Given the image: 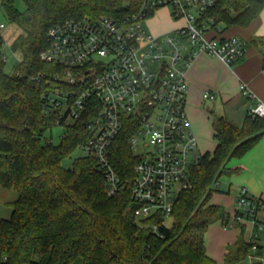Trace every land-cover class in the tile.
I'll list each match as a JSON object with an SVG mask.
<instances>
[{"label":"trees","instance_id":"16d2710c","mask_svg":"<svg viewBox=\"0 0 264 264\" xmlns=\"http://www.w3.org/2000/svg\"><path fill=\"white\" fill-rule=\"evenodd\" d=\"M22 1L24 12L12 0H0L6 21L21 30L10 46L21 59L10 73L4 72L0 58V185L17 192L10 216L0 219V264H215L205 253V231L215 222L224 227H236L238 222L231 223L223 208L207 205L212 185L223 173L237 172L226 169V163L258 142L264 120L248 115L235 126L223 116L213 117L215 148L200 156L192 188L176 198L171 226H160L157 234L144 230L133 217L127 183L107 196L102 171L93 160L77 158L70 168L61 164L89 137L85 124L90 113L68 124L60 121L64 133L59 145L43 140L57 116L47 96L63 73L61 65L39 59L47 30L70 18L119 17L121 1ZM263 7L264 0H215L203 17L221 37L232 26H248ZM2 43L0 39V47ZM249 43L263 48L264 61V37ZM130 123L124 122L112 148L122 180L133 177L135 156L127 142L134 131ZM250 249L251 244L239 237L228 248L224 264H248Z\"/></svg>","mask_w":264,"mask_h":264},{"label":"built area","instance_id":"2783aa9c","mask_svg":"<svg viewBox=\"0 0 264 264\" xmlns=\"http://www.w3.org/2000/svg\"><path fill=\"white\" fill-rule=\"evenodd\" d=\"M120 1L119 17L70 18L49 27L39 59L63 67L47 96L56 110L54 123L68 124L91 114L85 124L89 137L78 146L81 157L93 160L102 171L107 196L115 195L122 184L129 185L135 221L157 234L172 220L178 195L192 188V172L202 155L196 152L186 114V71L199 54L230 66L244 56L246 42L239 36L214 35L211 20L203 16L215 0ZM163 8L181 25L154 34L146 25ZM240 94L250 101L248 115L264 120V103L242 83ZM203 98L211 100L213 95L205 92ZM129 120L134 128L127 141L135 156L133 177L122 180L112 148ZM212 186L218 188L217 183ZM236 203L239 208L231 223L247 220L260 229L261 201L239 188ZM248 242L247 262L253 264L256 234Z\"/></svg>","mask_w":264,"mask_h":264},{"label":"crops","instance_id":"0c3cea01","mask_svg":"<svg viewBox=\"0 0 264 264\" xmlns=\"http://www.w3.org/2000/svg\"><path fill=\"white\" fill-rule=\"evenodd\" d=\"M237 27L235 35L224 36L228 38L231 36H239L246 42L244 56L234 62L226 65L218 58L211 57L206 54H199L195 57L192 64L186 71V81L188 87L186 114L190 122L191 128L198 140L201 142L202 138L209 136L213 139L212 119L213 117L223 116L226 120L235 126H241L248 116L250 101L245 99L240 94V84H245L257 98L264 103V61L263 48L250 45L249 41L254 37H264V7L255 18L246 27ZM215 35V34H214ZM209 92L213 95V99L203 98V94ZM204 101L209 103L210 109L203 108ZM218 114V115H217ZM208 153V152H205ZM212 153V152H211ZM252 164L251 167L246 165L244 160ZM229 163L225 165L226 169L237 170V172L226 175L223 180L221 193L223 197L227 194H233L231 199L236 202L238 197V189L245 188L248 195L259 198L263 204L264 210V132L258 142L248 150L242 157L237 158L234 164L228 167ZM225 195V196H224ZM212 199V196H211ZM209 201V204L219 206L218 203ZM234 199V200H233ZM220 207V206H219ZM225 211V210H224ZM229 216V211H225ZM260 213L258 219L261 221ZM250 235L248 239H242L248 242L251 238V233L254 227L247 220ZM238 222V224L240 223ZM217 223V222H215ZM212 223L211 225H214ZM220 223V222H218ZM209 225L208 228L211 226ZM231 227V226H228ZM207 228V229H208ZM214 241L204 240V249L208 257H210L215 264H224L225 255L229 247L237 241V231L234 229L227 230L224 226L214 228ZM207 238V237H206ZM207 240V241H206ZM258 245V253H261V246ZM260 248V249H259ZM258 256V255H257Z\"/></svg>","mask_w":264,"mask_h":264},{"label":"rangeland","instance_id":"374dc122","mask_svg":"<svg viewBox=\"0 0 264 264\" xmlns=\"http://www.w3.org/2000/svg\"><path fill=\"white\" fill-rule=\"evenodd\" d=\"M15 8L19 11V12H24L25 10V5L23 3L22 0H12ZM0 24L3 25V28L0 29V39L3 41L2 46L0 47V54L2 55V57L4 58V65H3V69L5 73H10L13 69V66L21 59L20 53L17 52H13L11 51V44L13 43V41L16 39V37L18 35L21 34V30L14 24H10L6 21V19L4 18L2 11H1V6H0ZM180 26L181 22H173L172 18L168 12V10L166 8L160 9L158 10L154 16L151 18V20L149 21V23H147V28L150 32L154 33V34H159V33H163L166 32L172 28H174L175 26ZM237 27L236 26H232L230 28H228L225 32H224V36H229V35H235L237 33ZM204 105L203 108L205 110H209L211 106H209V103L206 101H204ZM61 111H63V107L61 108ZM218 115V114H217ZM67 123H70V121H68ZM189 129L192 132V134L195 136L196 138V142H197V146H196V152L198 154H204L205 152L211 153L212 152V148L214 147V141L212 140V138L210 137V135L207 137H203L201 142L198 140L197 136L195 135V133L193 132L190 122H189ZM64 133V126L60 125V124H54L53 126H51L50 128H48L44 134H43V140H48L51 142L52 145L56 146L59 145L60 141H61V137ZM82 156V152L80 150L79 147H76L72 150V152L70 153V155L68 157H66L63 161H62V166L64 168H70L73 161L77 158H80ZM235 160H237L236 157L231 158L226 165L229 163V165L231 166L232 164H234ZM246 165H248L249 167L252 166V164L250 162L245 161ZM228 165V167H230ZM226 175L223 173L219 179L216 181L218 188H216L215 186H213V194H212V199L211 202L213 203H218L219 202V206L221 208H223L225 211H229L230 214H234L235 209L239 208L237 203L235 201L231 202V199L233 198V194H227L225 197L222 196L221 190H222V186H223V180H225ZM221 189V190H220ZM17 198V192L14 188H4L0 185V219H7L10 216L11 213V204L12 202ZM231 198V199H230ZM234 200V199H233ZM208 203L207 205L209 204ZM260 218L261 221L264 222V210L260 211ZM171 220H167L165 222V224L170 227L171 226ZM221 225V223H215L214 225H211L204 233V240L207 239L210 242L214 241V228H219V226ZM222 226V225H221ZM139 227L144 229V230H148L147 227H144L143 225L139 224ZM225 229L229 230H236L238 233L237 237H242L243 239H248L249 235H250V231H249V226L247 225L246 222H240L236 227H224ZM251 234H256L257 236V243L261 246V253L257 256L255 254H252L255 256V258L253 259L255 262H258L259 260H264V223H261V228H255ZM207 237V238H206ZM206 240V241H207ZM223 264V263H222Z\"/></svg>","mask_w":264,"mask_h":264}]
</instances>
